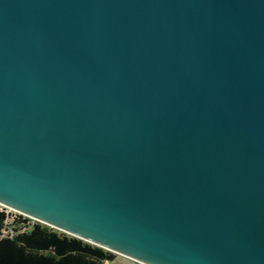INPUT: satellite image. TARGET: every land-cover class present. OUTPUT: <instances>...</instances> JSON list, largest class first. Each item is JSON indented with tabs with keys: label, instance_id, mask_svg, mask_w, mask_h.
Instances as JSON below:
<instances>
[{
	"label": "water",
	"instance_id": "water-1",
	"mask_svg": "<svg viewBox=\"0 0 264 264\" xmlns=\"http://www.w3.org/2000/svg\"><path fill=\"white\" fill-rule=\"evenodd\" d=\"M0 203L145 264H264V0H0Z\"/></svg>",
	"mask_w": 264,
	"mask_h": 264
},
{
	"label": "trees",
	"instance_id": "trees-1",
	"mask_svg": "<svg viewBox=\"0 0 264 264\" xmlns=\"http://www.w3.org/2000/svg\"><path fill=\"white\" fill-rule=\"evenodd\" d=\"M38 237H43L56 249L36 247L33 242ZM60 242L61 238L55 236L50 226L0 206V264L103 263L102 250L94 245L77 240L60 248Z\"/></svg>",
	"mask_w": 264,
	"mask_h": 264
},
{
	"label": "rangeland",
	"instance_id": "rangeland-1",
	"mask_svg": "<svg viewBox=\"0 0 264 264\" xmlns=\"http://www.w3.org/2000/svg\"><path fill=\"white\" fill-rule=\"evenodd\" d=\"M0 206H3L1 203H0ZM6 210H9L11 212H19L18 210L14 209V208H11L9 206H3ZM21 213V212H19ZM23 214V213H22ZM32 218V217H30ZM32 219H35V218H32ZM37 220V219H36ZM40 223H44L40 220H38ZM46 224V223H44ZM48 225V224H46ZM50 226L51 230H53V233L55 234V236H59V238H61V245L60 248H63L65 246H67V244L69 243H74L75 241L79 240L80 242H85L89 245H94L96 246L97 248L101 249L102 250V255H103V263L102 264H143L133 258H130V257H127L123 254H120L116 251H113L111 249H108V248H105L103 246H100L98 244H95V243H92V242H89L81 237H78L76 235H73L71 233H68L62 229H59L57 227H54L52 225H48ZM70 238H74V239H71ZM33 244L36 246V247H39L41 249H51V250H54L56 249V246L46 242L43 237H38L36 240H34Z\"/></svg>",
	"mask_w": 264,
	"mask_h": 264
},
{
	"label": "bare ground",
	"instance_id": "bare-ground-1",
	"mask_svg": "<svg viewBox=\"0 0 264 264\" xmlns=\"http://www.w3.org/2000/svg\"><path fill=\"white\" fill-rule=\"evenodd\" d=\"M8 206V205H7ZM17 210V209H16ZM55 226V225H54ZM111 250H113V249H111ZM113 251H115V250H113ZM117 252V251H116ZM119 253V252H118ZM120 254H122V253H120ZM124 255V254H123ZM126 256V255H125ZM127 257H129V256H127ZM131 258V257H130ZM136 260V259H135ZM138 261V260H137ZM140 262V261H139ZM142 263V262H141ZM143 264H145V263H143Z\"/></svg>",
	"mask_w": 264,
	"mask_h": 264
},
{
	"label": "built area",
	"instance_id": "built-area-1",
	"mask_svg": "<svg viewBox=\"0 0 264 264\" xmlns=\"http://www.w3.org/2000/svg\"><path fill=\"white\" fill-rule=\"evenodd\" d=\"M12 213H14V212H12ZM17 213V212H16ZM19 213V212H18ZM22 214V213H21ZM13 215V214H12Z\"/></svg>",
	"mask_w": 264,
	"mask_h": 264
}]
</instances>
